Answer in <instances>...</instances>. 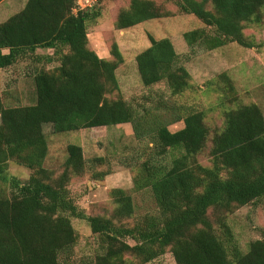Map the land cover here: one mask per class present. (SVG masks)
<instances>
[{
    "label": "trees",
    "instance_id": "16d2710c",
    "mask_svg": "<svg viewBox=\"0 0 264 264\" xmlns=\"http://www.w3.org/2000/svg\"><path fill=\"white\" fill-rule=\"evenodd\" d=\"M167 3L201 25L182 33L191 51L257 45L244 31L264 22V0H130L114 27L174 18ZM101 10L97 4L81 9L77 0H27L0 23V70L23 60L41 65L32 73L34 104L8 107L0 97V264H65L78 239L72 219L85 221L97 238L94 264H150L166 254L174 264H264V229L242 252L228 223L234 212L264 199L262 110L239 101L225 72L206 87L218 95L217 108L196 104L199 88L183 58L170 39L150 34L134 59L145 92L125 100L118 46L112 45L111 59L89 47L88 28ZM180 122V130H169ZM126 124L135 142L125 162L133 189L149 192L157 212L136 216L131 196L111 189L110 208L87 213L69 186L85 177L101 183L107 160L87 162L82 147L69 144L62 165L45 168L43 127L60 135ZM9 164L27 170L28 178L10 177Z\"/></svg>",
    "mask_w": 264,
    "mask_h": 264
},
{
    "label": "rangeland",
    "instance_id": "374dc122",
    "mask_svg": "<svg viewBox=\"0 0 264 264\" xmlns=\"http://www.w3.org/2000/svg\"><path fill=\"white\" fill-rule=\"evenodd\" d=\"M27 0H4L0 3V23L19 13ZM130 0H77L81 9L92 6L101 7L102 15L95 26L88 28V43L98 57L111 59L110 49L116 44L124 63L117 70V80L125 100L139 99L144 94L137 74L135 57L149 46L148 35L155 38L171 40L176 53L183 58V65L192 77L193 86L199 88L194 102L204 109L211 110L218 106V95L207 90L208 83L214 81L221 73H227L232 79L239 101L243 104L253 103L260 107L264 116V22L244 31L246 36L255 40L256 47L244 49L236 44H229L222 49L211 52L195 49L189 50L184 44L182 33L201 27L192 16L180 14L171 4L166 8L175 13L174 18L148 21L124 31L114 27L118 11L127 6ZM162 3L164 0H154ZM100 2V3H99ZM49 50H39L38 54H52ZM55 65H48L51 68ZM34 67L29 60L20 61L14 67L0 70V97L6 106H28L35 102L32 73ZM157 88V87H156ZM186 97V96H185ZM183 124L170 125L169 130H180ZM47 139L48 151L44 162L47 169H58L65 161V148L69 144L79 145L83 149L87 162L95 157L105 158L108 162L109 175L101 183H94L88 177L73 181L69 186L71 197L85 212L95 206L110 208L109 191L124 190L131 196L135 206V215L155 214V203L147 191L136 192L133 189L132 173L126 167V158H131L135 142L129 124L82 130L76 133L55 135L50 125L43 127ZM200 163L205 161L199 158ZM8 175L25 181L29 172L21 167L9 164ZM9 191V186L6 187ZM235 242L242 252H246L249 243L261 238L264 229V199L240 208L228 217ZM72 225L78 235L73 252L65 264H94L98 253L97 238L91 234L85 221L72 219ZM63 264V262L61 263ZM150 264H174L170 254Z\"/></svg>",
    "mask_w": 264,
    "mask_h": 264
}]
</instances>
